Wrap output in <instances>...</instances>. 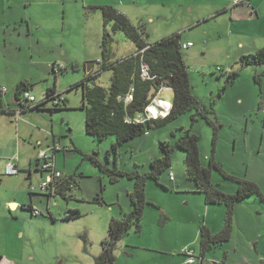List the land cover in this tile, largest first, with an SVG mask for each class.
Segmentation results:
<instances>
[{"label":"rangeland","instance_id":"obj_1","mask_svg":"<svg viewBox=\"0 0 264 264\" xmlns=\"http://www.w3.org/2000/svg\"><path fill=\"white\" fill-rule=\"evenodd\" d=\"M109 1L118 4V0H0V88L8 90L1 107L7 111L20 109L15 92L21 82L35 84L32 94L38 103L45 99L48 89L56 86L57 93L69 104V109L51 112L53 105L49 102L48 110L28 113L17 122L7 114L0 115V259L4 257L18 264H95V259L102 254L103 241L109 237L111 220L120 219L132 210L129 193L133 182L121 178L111 183L85 155L97 153L101 163L110 169L144 174L149 172L151 161L163 155L161 142L174 143L183 135L182 129H192L201 137L200 149L207 165L214 157L227 173L255 182L264 194V66L242 64L243 56L264 48V0L257 1L259 11L253 12L252 17L247 15L243 23L242 16L241 19L233 16L236 22L231 23L232 28L242 33L243 27V36L238 35L242 38V47L238 36L233 37V29L224 31L229 23L221 19L204 20L196 27L176 32L179 23L173 19L157 20L151 27L147 20L139 19L147 7L133 8L131 4L129 16L134 25L146 27L149 43H157L175 33H183V41H193L195 46L183 52L184 60L193 94L212 124L199 116L193 126L195 112H191L131 142L117 155L111 151L115 137L101 141L86 133L82 91L71 90L87 80L90 64H95L94 73L100 71L104 23L101 11L92 7L110 6L105 4ZM228 7V13L242 10L240 6L233 7L232 0H228ZM204 32L208 33L206 40ZM115 40V59L136 51V46L123 33H117ZM55 63L66 68L58 77L51 69ZM233 73L238 75L234 77ZM111 78V72L103 71L97 80L88 84L109 89ZM161 97L172 102L174 94L164 89ZM40 142L42 147L35 150ZM55 142L61 149L58 169L68 177L75 176L77 181L68 193L73 196L71 199L60 195L50 199L42 196V184L50 180L51 174L45 173L42 177L37 171L39 151L46 150L51 155ZM18 146L21 173L7 175V158L11 156V149L16 151ZM185 160L186 154L175 150L171 171L160 177L161 185L167 189L156 183L149 184L147 197L152 204L145 211L141 232L133 228L124 236L115 250L113 264L183 262L186 256L179 251L186 245L200 253V235L196 244L189 245L195 231L200 233L202 224L209 227L220 213L226 218L225 205H211L207 221L205 195L196 192L187 176ZM39 169L42 170V165ZM171 172L176 177L174 182ZM213 182L226 194H235L239 189L235 181L217 170L213 171ZM98 197L102 199L101 204L96 202ZM32 200L42 216H32L23 206L16 212L8 204L12 201L30 205ZM242 208L252 216L251 223L242 219ZM70 210H79L80 217L66 220ZM261 214H264V201L258 195L238 203L233 219L238 230L235 241L214 249L204 264H223L224 249L229 246L234 257L232 246L241 237L242 254L253 255L254 245L248 239L253 237V229H264ZM246 229H249L248 235ZM262 245L264 249V242Z\"/></svg>","mask_w":264,"mask_h":264},{"label":"trees","instance_id":"obj_2","mask_svg":"<svg viewBox=\"0 0 264 264\" xmlns=\"http://www.w3.org/2000/svg\"><path fill=\"white\" fill-rule=\"evenodd\" d=\"M92 10L101 11L104 23L100 71L98 73H88L87 80L71 88V90L81 89L82 91L83 102L81 109L86 113L85 129L89 136L101 141L109 136L115 137V143H113L111 151L117 155L121 148L128 146L131 142L148 136L150 132L163 128L191 112H195L192 116L193 126L197 123L199 116H204L208 123L212 124L209 117L203 113L202 105L192 91L191 78L188 67L185 64L184 50L182 49V44L184 43L183 33L172 34L157 43L151 44L147 41L149 34L146 27L144 25H134L126 14L120 12L114 6H97L92 7ZM227 11L224 10L223 13H227ZM117 33H123L126 39L136 46L134 54L123 59H115L113 46ZM143 64L148 65L152 79L144 80L142 78ZM242 64L244 66H264V48L254 54L243 56ZM73 67L76 69L75 65ZM51 69L56 77L66 71V68L56 63L51 65ZM103 71L112 73L111 87L105 89L96 85L90 86L88 82L97 80ZM233 74L234 77L238 75V73ZM34 87L35 84L33 83H19L16 88L15 99L19 103L20 109H8L7 111L0 106L2 109L0 115L7 114L17 122L19 118L28 113L48 110L46 105L49 102H52L53 105L49 109L51 112L69 109L68 101L64 100L60 93H57L56 86L48 89L45 99L39 103L32 94ZM153 87L156 88V93L153 99H150ZM162 89H170L174 94L170 113L165 117H159L143 123L136 122L137 119L146 117L148 108L152 106ZM6 93H0V100L3 99ZM26 93L34 96L36 102L27 100L25 98ZM182 131L183 135L174 143L161 142L163 155L153 159L150 163L149 172L144 174L137 171H122L117 168L110 169L101 163L97 153L85 155L86 159L95 164L110 178L111 183H117L121 178L133 182V189L129 193L132 210L130 213H124V216L120 219L113 218L111 220L109 237L103 241L102 254L95 259V264H113L115 262V250L124 236L133 228L138 233L141 232L145 211L152 204L147 197L148 186L150 183H156L163 187L160 183V177L166 171H171L172 157L175 150L183 151L186 154L187 176L194 183L196 192L205 195L206 204L210 206L223 204L227 208L225 226L221 232L213 234L208 226L205 224L201 225L200 260L206 259L207 255L214 249L222 247L231 241L234 212L238 203H243L253 195H258L264 201V194L255 182L227 173L214 157L207 165L200 149L201 137L194 134L192 129H182ZM214 141H217L216 137H214ZM38 147L41 148V145ZM60 150L55 142L51 155L46 150L39 151L37 171L43 174L42 176L45 173L51 174L49 188L43 191L44 194H42L43 197L48 199L54 195L71 199L73 196L68 193L77 185L75 176L68 177L58 169L56 156ZM42 152L46 153V158H41ZM50 163L51 166H48ZM40 165H42V170L39 169ZM17 167L18 174H20L21 170L19 166ZM214 170L219 171L225 178L235 181L239 185L237 193L226 194L221 191L213 182ZM56 172H60L61 176L56 177ZM171 181L174 182L175 178ZM46 182L48 181L44 183ZM164 189L167 188L165 187ZM30 195L33 194L31 193ZM101 200L99 197L96 198V202L99 204L102 203ZM23 208L31 211L34 217L42 216V213L39 212L37 214L32 206H23ZM80 215L79 210H70L66 213L65 219H75L80 217Z\"/></svg>","mask_w":264,"mask_h":264},{"label":"crops","instance_id":"obj_3","mask_svg":"<svg viewBox=\"0 0 264 264\" xmlns=\"http://www.w3.org/2000/svg\"><path fill=\"white\" fill-rule=\"evenodd\" d=\"M257 1L258 0H251L250 6H242V10L238 11L235 14H233L232 12L228 13V11H227V13H223L224 10L229 9L228 0H118L117 5H116V2L114 3L112 1H109V3H105V4H108L110 6H114L117 10L126 14L130 18L131 21H132V19L129 15L131 13L132 5H133V8H135V7L136 8L147 7L142 12V15L140 16L139 19L147 20L148 23L151 25V27L156 23L157 20L173 19L176 23H179V27H178V29H176V32H177V30H183L185 28L190 29L191 27H196L197 25L202 23L204 20H211L212 18L221 19L222 22H228L229 23L228 27L225 28L224 31H227L229 29H231V30L233 29L232 35L234 37L235 35L236 36H238V35L243 36L244 31H243V27H242V33H238V29L232 28L231 23L236 22L233 19V16L235 15L238 19H241L240 16H242V23H243L245 21V17L247 15L252 17V16H254L253 12L259 11V8L257 7ZM230 19H232V20H230ZM151 27H150V29H151ZM240 36H238V38L240 40L239 46L242 47L243 43H242V38ZM206 37H208V33L204 32V40H206ZM183 42L186 43V42H193V41L191 39H186ZM135 52L136 51H134L132 54H134ZM124 58H126V57H124ZM121 59H123V58H121ZM94 70H95V64H93V67L91 68L90 72H94ZM90 72H88V73H90ZM27 83H31V82H27ZM161 95H162V91L158 94V97H157V100L159 102H161L162 100L170 102V100L163 99L161 97ZM170 103H172V102H170ZM0 132H1V130H0ZM12 142H10V144H12ZM38 145H41V147H42L41 142ZM2 148H4V147H2ZM34 149L37 150L38 146L34 147ZM14 150L15 149H11V151H14ZM18 151L20 154L19 146H18ZM4 152H5V150H4ZM56 157L58 159V154ZM175 181H176V177H175ZM190 190H195V189L190 188ZM205 203H206V201H205ZM8 204H9V207L12 210H15L16 212L20 209L21 206H27V207L32 206L34 210H37L38 212H42V211H40V209H38L39 207L37 208V205H36L37 203L34 202V200L31 201L30 205H20L19 202H12V201L8 202ZM209 207H210V205H208V204H206V206L204 207V211H205L207 221H208V217L210 214ZM243 209L244 208H242V215H241L242 219L244 221H246V223H248V222L251 223L253 221L252 216H249L248 213L245 214L243 212L244 211ZM261 215H264V214H261ZM238 220H239V217H238ZM225 221H226L225 215L220 213L218 215L217 220L214 221L213 223L211 222V225H209L208 228L210 229V231L213 234H217V233L221 232V230L224 228ZM257 230H259V229H257V228L253 229L251 232V235H253V237L251 238V236H250V238L248 239L252 242V243H250V241H249V243L251 245H254V251H253L254 254L253 255L252 254H242V237H241V238L237 239V245L232 246V247H234L233 250L235 252L234 257H231V251L229 250L231 246L224 249L225 250L224 251L225 252V260L223 261V264H242V263H246L247 260L250 263L253 262L252 264H255L254 261H256L258 264H264V249H263V245H262V242H264V229H262L260 231H257ZM237 231L238 230H236L235 225H234L230 245L235 241V235H236ZM246 231H247L246 233L248 235L249 229H246ZM199 235H200V233H198V231H195V237H194L193 241H191L189 243V245L191 243L196 244L198 239H199ZM183 250H190V249H189L188 245H186L184 248H182L179 251V253L183 254L182 253ZM191 251H193L195 253L194 254L195 262L194 263H188L189 257L186 256V260H184L183 262H179L178 264H196V263L197 264H204V261L206 259L200 260V258H199L200 253H197L194 250H191ZM183 255H185V254H183ZM33 258L35 261L36 260L35 257H33ZM0 264H18V263L17 262L14 263V261L11 262V260L5 259L4 257H2L0 259Z\"/></svg>","mask_w":264,"mask_h":264},{"label":"built area","instance_id":"obj_4","mask_svg":"<svg viewBox=\"0 0 264 264\" xmlns=\"http://www.w3.org/2000/svg\"><path fill=\"white\" fill-rule=\"evenodd\" d=\"M232 6L233 7L250 6V0H232ZM193 46H194L193 42L183 43L182 49L188 50L189 48H191ZM141 72H142L141 76L144 80L152 79L150 76V71H149V67L147 64H143ZM7 91L8 90L6 88L0 89V93H6ZM25 98L31 102H36V98L34 96H32L30 93H26ZM153 107L157 108V114L152 112ZM171 109H172V104L170 102L164 101V100L159 102L157 99H155L152 106L150 108H148L146 117L144 119H137L136 122L143 123L145 121L157 119L160 116L165 117L170 113ZM40 156H41V158L47 157L45 152H42ZM18 162H19V152H18V149H16V151L15 150L11 151V156L7 158V161H6V172H7V174H9V175H17L18 174V167H17ZM48 166H51V163ZM55 176L60 177L61 173L56 172ZM170 178H171V180H174L175 177H174L173 172H171ZM49 184H50V181L43 183L41 190L46 191L49 188ZM35 212L37 214H39V212L37 210H35ZM182 253L189 257L188 263H194L195 262L193 251L183 250ZM244 264H252V263L246 262Z\"/></svg>","mask_w":264,"mask_h":264},{"label":"water","instance_id":"obj_5","mask_svg":"<svg viewBox=\"0 0 264 264\" xmlns=\"http://www.w3.org/2000/svg\"><path fill=\"white\" fill-rule=\"evenodd\" d=\"M92 67H93V64H90V65L88 66V72L91 71V68H92ZM155 92H156V88L153 87V90H152V92H151L150 99H153V96H154Z\"/></svg>","mask_w":264,"mask_h":264},{"label":"bare ground","instance_id":"obj_6","mask_svg":"<svg viewBox=\"0 0 264 264\" xmlns=\"http://www.w3.org/2000/svg\"><path fill=\"white\" fill-rule=\"evenodd\" d=\"M152 112H154L155 114H157V108L156 107H153L152 108ZM195 254V253H194Z\"/></svg>","mask_w":264,"mask_h":264},{"label":"flooded vegetation","instance_id":"obj_7","mask_svg":"<svg viewBox=\"0 0 264 264\" xmlns=\"http://www.w3.org/2000/svg\"><path fill=\"white\" fill-rule=\"evenodd\" d=\"M3 99H1L0 100V106H3V101H2ZM2 101V102H1ZM4 110H5V108L4 107H2ZM2 109H0V111H1Z\"/></svg>","mask_w":264,"mask_h":264},{"label":"clouds","instance_id":"obj_8","mask_svg":"<svg viewBox=\"0 0 264 264\" xmlns=\"http://www.w3.org/2000/svg\"><path fill=\"white\" fill-rule=\"evenodd\" d=\"M242 7V6H241ZM162 91V90H161ZM156 93V92H155ZM172 104V103H171ZM160 117H163V116H160Z\"/></svg>","mask_w":264,"mask_h":264}]
</instances>
